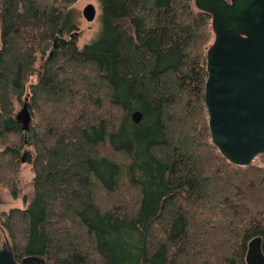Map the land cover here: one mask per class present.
Instances as JSON below:
<instances>
[{
    "label": "trees",
    "instance_id": "obj_1",
    "mask_svg": "<svg viewBox=\"0 0 264 264\" xmlns=\"http://www.w3.org/2000/svg\"><path fill=\"white\" fill-rule=\"evenodd\" d=\"M77 1L0 0V186L18 197L21 165L33 172L25 206L0 211V241L46 264L264 254V155L236 166L211 142V16L193 0H94L86 40Z\"/></svg>",
    "mask_w": 264,
    "mask_h": 264
},
{
    "label": "water",
    "instance_id": "obj_2",
    "mask_svg": "<svg viewBox=\"0 0 264 264\" xmlns=\"http://www.w3.org/2000/svg\"><path fill=\"white\" fill-rule=\"evenodd\" d=\"M211 16L213 41L206 51L203 100L212 144L236 166L246 167L264 155V0H193ZM96 8L88 3L82 17L92 22ZM139 111L132 113L140 121ZM16 118L23 129L30 121L26 105ZM248 264H264L258 244L250 243ZM0 264H46L38 255L17 262L6 241Z\"/></svg>",
    "mask_w": 264,
    "mask_h": 264
},
{
    "label": "rangeland",
    "instance_id": "obj_3",
    "mask_svg": "<svg viewBox=\"0 0 264 264\" xmlns=\"http://www.w3.org/2000/svg\"><path fill=\"white\" fill-rule=\"evenodd\" d=\"M92 3L96 8V17L92 22H87L82 17V9L88 4ZM73 11L76 15V19L78 21V24L81 25V34L86 36V40L94 38L96 34V30L99 27L98 23V4L94 0H78L73 5ZM84 42L82 40H79V45L82 46ZM7 146V144H0V150L4 149ZM263 159H261V156H257L252 164H261ZM20 180H19V186H18V197H12L9 190L5 188L4 186H0V211H9L11 208H21L25 206L24 203V197L31 195V179L33 176V172L31 170V166L28 163H23L20 167L19 172ZM4 244V239L1 238L0 241V247Z\"/></svg>",
    "mask_w": 264,
    "mask_h": 264
}]
</instances>
